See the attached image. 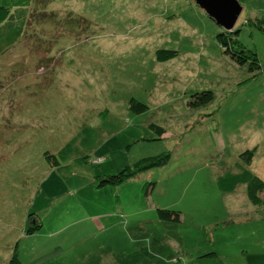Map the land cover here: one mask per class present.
<instances>
[{
  "label": "rangeland",
  "instance_id": "obj_1",
  "mask_svg": "<svg viewBox=\"0 0 264 264\" xmlns=\"http://www.w3.org/2000/svg\"><path fill=\"white\" fill-rule=\"evenodd\" d=\"M239 1L234 30L256 72L223 53L222 28L193 0H35L26 33L0 57V264L15 248L23 264H173L171 236L190 253L216 236L222 258L210 263H245L233 249L264 236L261 221L212 232L238 185L264 180V33L254 25L264 0ZM158 49L179 54L160 62ZM203 91L213 101L194 108ZM132 99L147 109L131 110ZM165 154L160 167L100 184ZM159 209L181 211L180 222Z\"/></svg>",
  "mask_w": 264,
  "mask_h": 264
},
{
  "label": "trees",
  "instance_id": "obj_2",
  "mask_svg": "<svg viewBox=\"0 0 264 264\" xmlns=\"http://www.w3.org/2000/svg\"><path fill=\"white\" fill-rule=\"evenodd\" d=\"M48 1L49 0H45ZM35 5V0H0V57L3 56L9 49L13 48L22 38L24 33H26L28 28V18L30 9ZM37 13H45L46 9H39ZM258 29L264 33V20H259L254 24ZM238 30H232L231 32L222 31L217 34V40L222 48L223 53L229 57L236 64L243 66L249 63V69L252 72H256L260 69L259 60L257 55L247 49H244L237 38ZM178 51L171 49H158L156 51V59L160 62H165L172 60L178 56ZM193 101L190 105L194 108L206 106L210 104L214 95L212 91H203L193 95ZM130 109L140 113L147 109L145 104L140 103L136 99H132L130 102ZM150 128L155 130L158 136H163L165 129L151 124ZM242 159L245 163L249 164L253 160L254 151L247 150L242 155ZM54 157V164L58 165L55 156L48 154L46 158ZM169 160V154L159 155L156 157L143 158L134 164L133 167H126L124 170L120 171L116 175L107 177L100 182L101 186L104 184L108 185H118L125 182L127 179L133 175L153 168L160 167L167 163ZM264 191V180L258 176H255L247 183V195L253 204L264 203V199L261 197ZM181 211L169 210V209H159L158 216L160 220L164 221H179ZM39 225L35 228L38 229ZM34 228H30L27 233L33 234ZM8 264H23L18 256L17 248L14 249Z\"/></svg>",
  "mask_w": 264,
  "mask_h": 264
},
{
  "label": "crops",
  "instance_id": "obj_3",
  "mask_svg": "<svg viewBox=\"0 0 264 264\" xmlns=\"http://www.w3.org/2000/svg\"><path fill=\"white\" fill-rule=\"evenodd\" d=\"M264 154V151H263ZM261 197L264 199V191L261 194ZM237 199H241L239 202ZM231 201H233V204L231 202L226 205V211H229L228 219L223 220L220 224V227H218L216 224H214L213 233L220 232L219 229L221 227H229L231 224H244L248 221H261L258 222L262 225H264V203L261 204H253L250 202L248 195H247V183H240L236 190L233 192V196L231 198ZM176 222V221H175ZM177 222H180L177 221ZM215 238L216 236H213L211 244L214 247L213 249H207L208 252H205L204 248L199 249L196 253H190L186 250H182L180 247V243H178L174 237L171 236L169 240H173L170 243V246L173 249H176L175 252L172 251V254L176 253V256L173 255L169 258L170 261L173 262V264H212L209 261H218L220 258H222L217 250H215ZM257 242L254 244L253 242L249 243V241L246 242V247L242 243V248L240 249V246L237 245L236 249L234 248V253L232 257H236L237 259L244 260L246 264L248 260L252 261L255 257L258 258L257 264H263L264 262V236L256 237ZM245 247V248H244ZM244 248V249H243ZM250 250L252 253H254V257L250 258ZM185 254H187V257L185 259ZM191 255V256H190ZM175 260V261H173ZM166 264H169L167 261H165ZM171 264V263H170ZM226 264H232L227 262Z\"/></svg>",
  "mask_w": 264,
  "mask_h": 264
},
{
  "label": "water",
  "instance_id": "obj_4",
  "mask_svg": "<svg viewBox=\"0 0 264 264\" xmlns=\"http://www.w3.org/2000/svg\"><path fill=\"white\" fill-rule=\"evenodd\" d=\"M223 31L231 32L243 6L239 0H193Z\"/></svg>",
  "mask_w": 264,
  "mask_h": 264
}]
</instances>
